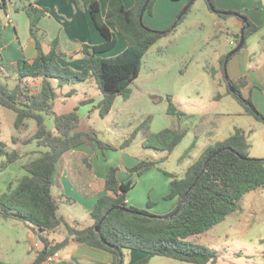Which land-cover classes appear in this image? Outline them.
I'll return each instance as SVG.
<instances>
[{"label": "trees", "instance_id": "obj_1", "mask_svg": "<svg viewBox=\"0 0 264 264\" xmlns=\"http://www.w3.org/2000/svg\"><path fill=\"white\" fill-rule=\"evenodd\" d=\"M154 1H149L145 13H151ZM146 2L147 0H136L135 4L128 8L124 0H89L92 20L105 41L100 45H84L82 55L85 65L81 71H75L61 63V59L65 58L66 54L59 39L51 42L49 52L44 51L38 25L46 16L47 10L31 4L23 9L29 18L30 35L36 42L37 56L33 60H18L16 65L18 82L15 87L10 88L8 83L0 80V105L15 113L14 128L19 134L29 130V121L35 122L34 133L22 140V144L36 143L39 149L45 150H38L34 153L36 156L22 164L21 167L26 174L18 180L15 188L8 187V191L0 196V218L24 222L34 231H38L44 249L38 252L31 264H44L50 256L71 245H85L106 251L117 256L119 264L121 262L119 255L124 256L125 251L140 252L145 255V258L136 264H148L155 257L189 264H219V253L198 244L195 240L222 223L227 217L242 212L245 196L264 188V159L251 158L252 145L245 131L236 128L231 137L206 148L186 170L183 177L177 178L169 174L173 180L166 199L178 201L174 212L181 207L180 212L171 220L167 218L173 213L159 216L127 204V195L134 187V180L131 178L122 181L121 167L118 166H112L108 170L104 184L106 194L98 199L91 212L94 221L92 226L77 229L69 225L60 215V205L53 195V178L57 165L64 155L83 145L101 150H113L115 147L104 143L96 131L81 129L82 117L79 114V107L62 115L55 113L54 105L61 94L57 92L53 81L58 80L59 88L76 83L91 81L95 83L103 99L93 106L90 114L98 111L101 117L111 114L119 96L128 100L131 93L130 86L140 76L145 57L163 35L167 34L149 29L141 20ZM210 2L217 9L215 0ZM191 7L192 5L176 26L186 18ZM1 9L7 10L6 0L0 1ZM245 17L249 26L245 31L246 42L236 55L244 51L247 48V41L261 30L259 25ZM119 36L127 42L126 49L114 57H104L117 47ZM236 42L239 43V40ZM226 57L227 54L219 61L226 93H218L215 99L221 100L225 96H232L244 107L245 114L264 123V115L257 110L254 112L245 104L249 102L252 105V100L245 98L242 92V89L248 86L247 77L226 80ZM29 80H40L36 92H33ZM231 86L235 93L232 92ZM72 95L74 92L69 93L67 97ZM168 102V113L177 116L180 120L183 113L170 98ZM86 103L88 102L84 101L81 105ZM51 116L54 117L53 129H49L46 123L47 118ZM150 121L151 119L147 118L144 123L137 126L124 140L121 148L129 147L133 140L144 132L143 146L146 149L171 154L187 136V129L180 124L178 127L167 128L157 134L151 133ZM1 136L0 126V173L25 157L7 142L2 141ZM11 142L17 145L19 137L13 136ZM192 147L181 159L186 157ZM222 149L224 151L210 162L205 173L197 180L207 159ZM165 160L166 157L159 161L149 158L139 160L137 165L129 170V175L140 177ZM194 183V187L190 189ZM187 193V201L182 202ZM151 206L152 204L149 203V207ZM110 211L101 225L100 232H96V227ZM63 227L67 233L65 239L58 243L50 240V237ZM0 264L9 263L0 261Z\"/></svg>", "mask_w": 264, "mask_h": 264}, {"label": "rangeland", "instance_id": "obj_2", "mask_svg": "<svg viewBox=\"0 0 264 264\" xmlns=\"http://www.w3.org/2000/svg\"><path fill=\"white\" fill-rule=\"evenodd\" d=\"M188 1H154L151 13H145L143 22L149 29L167 34L163 35L145 57L140 76L130 86V98L125 101L123 97L119 96L111 114L106 117H101L98 111L91 114L88 112L84 113L81 127L82 130L92 129L96 131L104 143L115 147L113 150H97L100 152V157L110 158L116 167H122L119 158L124 140L147 118L151 119L149 132L155 134L167 128L178 127L179 124L186 127L188 135L173 153L158 154L150 149H142V154H140L139 160L149 158L159 161L166 157L165 161L159 162L156 169L145 174L159 177L164 181L167 180L170 189L173 178L169 174L178 175L176 176L177 178L181 176L183 166L192 159L189 158L192 155H189L181 162V155L186 149L190 148L195 139L194 133L205 131V120L210 114L226 115L227 125H229L228 131L230 132L234 133L236 128L244 129L252 145L251 158L264 159V123L252 116H250L251 118L240 116L238 113H245V109L232 96H225L221 100L215 99L218 93H226L217 52L224 55L232 52L239 44L236 42L235 36L240 34L241 29L231 30L227 26H222L221 28L216 26L214 18L221 17L215 15L209 9L206 0H196L186 18L173 29L180 14L190 4ZM7 2V10H0V23L2 25L0 28V79L3 82L6 81L9 87L13 88L16 85V75L14 73H16L18 62L12 60L13 50L15 51V48L21 43L23 46L27 45L31 36L29 18L22 9V5L26 3V0H7ZM16 5H18V8ZM221 12L233 11L221 10ZM7 15H11V23H9ZM221 19L234 20L235 17L228 16ZM243 26L244 23L242 22V28ZM6 27L12 30L11 36L16 42L8 45L7 51H4L3 46L7 44L5 40ZM257 36L258 39L264 38V29ZM118 38L120 42L117 49L108 54V57H114L126 49V41L122 37ZM258 39L252 40L248 44L249 49H246L251 57L256 54L252 64L249 63L250 71H255L257 63L262 64L261 59H259L261 46L257 41ZM123 46H125V49ZM246 50L235 55L233 59L231 58L232 60L228 63V69L235 66L236 60L248 62L249 59L245 55ZM8 51L9 53H7ZM3 68L5 69L4 71L2 70ZM245 69L248 70V68ZM6 70L9 72L8 74L5 73ZM245 76L248 79V74H245ZM216 82H219L221 87L216 88ZM53 84L57 88V92L64 93V95L70 93L73 89L78 90L77 95L75 94L68 98L70 100L68 104L55 102L54 110L56 114H66L78 106L83 108L82 106L84 105H81L83 101L94 99L97 102L99 96H102L97 86L93 83H76L66 85L63 88L58 87V80H54ZM31 86L34 87V85ZM255 90H252L249 98L252 100V105L255 109L260 112L256 102H254L258 97V93ZM168 98L183 113L180 120L177 116L168 113ZM14 119L15 113L0 105L1 140L7 142L10 147H13L12 136L17 134L11 122ZM32 123L35 124L34 121ZM46 123L49 129H53L54 117H48ZM221 134L222 138L228 135L227 132ZM29 135L31 133L26 138ZM143 138H145L144 135L139 134L130 144L133 152L140 151V144ZM26 148L33 149L32 151L26 149L28 150L25 153V156L28 157L27 160L25 159L23 162L17 163L0 173V195L8 191L12 181L26 174L23 169H19L20 165L31 159L37 150H45L44 148L39 149L35 144L27 145ZM123 173L127 176L129 175L124 170ZM145 174L141 178L146 176ZM136 178H134L135 181ZM81 192L83 193V191ZM55 198L59 205H61L62 201L67 203L65 198L56 197V192ZM149 203L156 204L152 200ZM171 203L174 202H164L159 207H149L147 205L142 210H148L159 216H168L174 213L175 210L172 207L169 208V206H172ZM163 206H168V208L163 209ZM69 207L65 204L61 208V213L66 215L67 210H70ZM244 208L246 212L243 211L242 214L238 213L235 215L238 216L239 221H236V217L232 216L229 220L207 232L200 239L195 240L200 245L216 250L220 256V264H264V188L247 194ZM15 224H18V227H14ZM29 232L30 230L24 226L23 222L17 223L0 218V261L9 264H30L33 260V252L29 245ZM56 237L60 239L63 235ZM157 260H161L160 264H165L163 263L165 262L163 258L157 257ZM176 263L188 264L177 261Z\"/></svg>", "mask_w": 264, "mask_h": 264}, {"label": "crops", "instance_id": "obj_3", "mask_svg": "<svg viewBox=\"0 0 264 264\" xmlns=\"http://www.w3.org/2000/svg\"><path fill=\"white\" fill-rule=\"evenodd\" d=\"M128 1L124 0V3L128 8H131L136 2V0H131V1L128 0ZM216 2L218 5V7L216 5L218 10L240 12L243 16H247L248 18H250L251 21H253L255 24L261 27V30L247 41L246 49H249L248 44L252 40L258 39L257 35L264 29V0H215V3ZM30 4L35 7H38L39 9L47 10L46 16L40 21L38 25L39 35L42 37V44L44 51L46 53L49 52L51 48V42L54 39H59L63 52L66 54V57L61 59V63L64 66L71 67L73 70L81 71L85 65V59L84 56L82 55L84 45H91V46L100 45L105 41L102 35L100 34V32L95 27V24L92 20L89 10V0H26V3L22 5L23 6L22 9H24V7H27ZM7 6H8V2H7ZM16 7L18 8V5H16ZM103 10L105 11L104 4H103ZM214 14L218 15L216 13ZM7 19L9 23H11L12 20L11 15H7ZM214 21L216 22V26L218 27L220 26V28L222 26H227L231 30L242 29V22H241L242 20H240L237 17H235L234 20H223L221 18L216 17L214 18ZM11 34H12V30L6 27L5 40L7 41V44L3 46L4 51H7L8 45L15 44L16 42V40L12 38ZM257 41L261 46L259 59H261L262 64L257 63L255 66L256 67L255 71H250L251 67L249 66V63L252 64V60L254 56H256V54L251 57L249 51L245 49L246 50L245 55H247L249 59L248 62H244L243 60H236L235 66L233 68L228 69L227 66V71L229 77L233 80H237L245 76V74H248V86L242 89L243 95L245 98H249L252 90H255V88H257L255 91L258 93V97L257 99L254 100V102H256L258 110L262 112L261 114H264V38L262 37ZM119 42L120 40L118 38V45ZM124 47L125 46H123V48ZM116 49L117 47L111 52H114ZM7 53H9V51ZM108 54H106L105 57H108ZM217 54H218V61H220V58L224 54L218 52ZM36 56H37L36 42L31 36L30 40H28L27 45L23 46V44L21 43L15 48V51L13 50L12 60L14 62L20 59L33 60ZM245 68H248V70ZM2 70L4 71L5 69L3 68ZM5 73L8 74L9 72L6 70ZM14 75H16V84H17L18 75L17 73H14ZM28 82L30 85H34V87L33 86L31 87L33 88V92H36L38 86L40 85V80H29ZM4 83L7 82L4 81ZM86 83H93V82L91 81ZM215 86L216 88H218L219 86L221 87V84L219 82H216ZM71 92H74V95L75 94L77 95L78 90L73 89ZM60 94L61 97L57 100V102L62 104H68L70 101L68 100L69 97H67L69 93L66 95H64V93H60ZM102 99L103 96H99L97 102H95L94 99H87L85 102L88 103L82 106L83 108H80L78 106L80 108L79 114L81 115V117L83 118V114L86 112L90 113L93 106L98 104V102H100ZM90 101H94V103L89 104ZM238 114L242 117L247 116L251 118L249 115L243 112ZM57 115H61V113ZM206 118H207V120H205L206 127L205 128L203 127L205 131L204 132L197 131L196 133H194L195 139L191 144V146L193 147L190 150V152L186 155V157L192 155L191 157H189L192 159L191 161H189V163L183 166L181 170V176H179L178 178L183 177L186 170L201 156V154L204 152L206 148L216 144L217 142H222L233 135L232 131L231 132L228 131L229 125H227L226 115L215 113L208 115ZM14 120H11L13 127H14ZM28 123H29L28 131L23 132L22 134L17 133L16 135H13L19 137V142L17 145H13L12 148L18 150L23 156H25V153H27L28 150L29 151L33 150L30 148H26L27 145L22 144V140H24L29 133L33 134L36 129V124H33L32 121H29ZM223 132H227L228 134L224 138H222V134H221ZM140 134L144 135L145 137L144 132H141ZM144 141L145 138H143L140 144V151L133 152L130 146L127 149L125 148L120 150L121 156L119 159H120V164L122 166L120 179L122 181H128L132 178V180H134V187L131 191H129L127 195V204L129 206L143 209L146 208L147 205L149 206L148 203L149 201L151 202V200L152 202L156 203L155 205H153L152 203V206H158V207L161 206L164 202L172 201L174 203H171L172 206H169V208L172 207V209L173 208L175 209L177 207L178 201L176 199L174 200L166 199V196H168L171 191L169 187V182L167 180L164 181L159 177L151 176L150 174H145L148 171L144 173L146 176H144L143 178L141 177L144 174L136 178L135 176L131 177L130 175L127 176L123 173V170L125 173H129V170L137 165L140 159V154H142L141 152L142 149H146L143 146ZM34 144L36 145V143H32L30 145H34ZM188 149H186L184 153ZM154 152L158 153L156 151ZM184 153L181 155V158L184 155ZM158 154H162V153H158ZM64 157L57 165V171L53 178V195L55 196V192H56V197L65 198L66 202L68 203L67 204L64 203V201H62L61 205L62 204L63 205L62 206L60 205V210H59L60 215L65 218L66 222L72 227H75L77 229H85L87 227L92 226L94 223V221L91 218V212L94 209L98 199L106 194L104 189V184L107 178V173L109 168L115 165H113V162L110 160V158L107 157L106 158L107 161H106L105 157L104 158L100 157L99 150L94 149L89 145H83L76 149H73L72 151L66 153ZM25 159L27 160L28 157L25 156L20 162H23ZM184 159H181V162ZM21 166L22 164L20 165L19 169L20 168L22 169ZM145 177L146 179L144 180ZM134 178H136V181ZM19 179H15L14 181H12L10 186H12V188H15ZM81 191H83V193ZM65 204L67 206H70L69 207L70 210H67L66 215L61 213V208L65 206ZM166 208H168V206L165 207L163 206V209ZM243 211L246 212V209L244 208ZM242 212H240L239 214H242ZM158 214H163V213H158ZM237 214L227 217L223 222L229 220L230 217L235 216ZM235 217H236L235 218L236 221H239L238 216ZM14 222L22 223L20 221H14ZM23 224L25 227H28V229L30 230V232L28 233V240H29V245L33 252V260H32L33 262L36 259L38 252L44 249V245L39 238L38 231H34L29 225H27L24 222ZM14 227H18V224H15ZM61 235H63V237L60 239L56 237ZM66 235H67L66 229L63 227L54 236L50 237V240L54 241L55 243L62 242L65 239ZM44 236L46 235L44 234ZM202 236L197 238V240L200 239ZM56 254H58V256H55ZM56 254L50 256L44 262V264H119L118 261L119 258L117 256L110 254L106 251L94 249L85 245H71L57 252ZM126 257H127V263H126ZM51 258H53V260ZM144 258L145 255L140 252L125 251L123 256V262H125V264H136L137 262L143 260ZM159 258H163V257H159ZM163 259L165 261L163 263L165 264H177L175 260L168 258H163ZM160 263L161 260H157V257H155L151 259L148 264H160Z\"/></svg>", "mask_w": 264, "mask_h": 264}, {"label": "water", "instance_id": "obj_4", "mask_svg": "<svg viewBox=\"0 0 264 264\" xmlns=\"http://www.w3.org/2000/svg\"><path fill=\"white\" fill-rule=\"evenodd\" d=\"M150 0H147L146 4H145V7L144 9L142 10V14H141V20L143 21V16H144V13H145V9H146V6L147 4L149 3ZM196 0H191L190 4L187 6V8L180 14V16L178 17L175 25L173 28L176 27L177 23L181 20V18L186 14V12L188 11L189 7L191 5H193V3L195 2ZM208 5H209V8L210 10L213 12V13H216L218 15H224V16H235L237 18H239L240 20H242V22L244 23V26L243 28L241 29V32L239 35H236L235 36V39L238 40L239 39V44L238 46L232 51L230 52L227 57H226V68H227V65H228V62L230 60L231 57H233L234 55H236L240 50H242V48L244 47L245 45V42H246V39H245V31L246 29L249 27L248 26V19L241 15V14H238V13H234V12H221V11H218L213 5L212 3L210 2V0H206ZM230 77H229V74H228V71L226 70V80L229 81ZM232 92L235 93V90L234 88L231 86L230 87ZM246 105H248L249 107L252 108V110L255 112V107L253 105H251L249 102H245ZM224 149L222 150H219L217 151L216 153H214L212 156H210L207 161L205 162V165H204V168L201 172V174L197 177V180L205 173L208 165L210 164V162L217 156L219 155L221 152H223ZM196 180V181H197ZM195 183L193 184V186L190 188L192 189L194 187ZM187 198H188V193L185 195V197L182 199V202H186L187 201ZM181 210V207H179L171 216H169L167 219L171 220L173 219ZM111 213V211L101 220V222L99 223V225L96 227V232H100V228H101V225L103 224L104 220L106 219V217ZM105 242V241H104ZM120 259H121V262L120 264L123 263V254H120Z\"/></svg>", "mask_w": 264, "mask_h": 264}, {"label": "built area", "instance_id": "obj_5", "mask_svg": "<svg viewBox=\"0 0 264 264\" xmlns=\"http://www.w3.org/2000/svg\"><path fill=\"white\" fill-rule=\"evenodd\" d=\"M55 256H58V254H56ZM53 260V258H51Z\"/></svg>", "mask_w": 264, "mask_h": 264}]
</instances>
